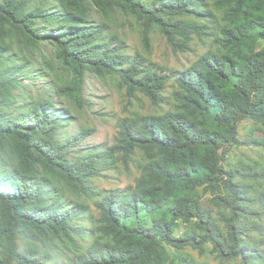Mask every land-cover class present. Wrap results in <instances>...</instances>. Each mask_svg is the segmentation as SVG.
Masks as SVG:
<instances>
[{"label": "trees", "instance_id": "16d2710c", "mask_svg": "<svg viewBox=\"0 0 264 264\" xmlns=\"http://www.w3.org/2000/svg\"><path fill=\"white\" fill-rule=\"evenodd\" d=\"M102 1L143 21L146 45L147 32L155 26L174 51L190 50L193 38L214 35L207 23L197 21L213 19L207 7L212 3L221 20L217 48L180 72L162 73L103 41V27L88 21L86 0H0V22L8 23L2 32L25 45H57L62 59L73 65L75 96L88 69L119 75L129 90L143 92L155 104L165 102L162 92L169 80L175 84L172 110L124 118L112 146L71 159L83 132L61 140V126L68 120L65 109L45 101H20L18 78L29 65L13 64V44L1 38L0 208L7 219V244L0 264L13 259L17 264H44L45 255L35 258L32 252L14 250L16 238H23L27 229L46 241L62 239L73 247L76 254L69 264H198L171 254L168 245L190 244L201 251L204 242L223 260L264 264V249L247 240L248 232H264L261 224L251 223L264 217V191L248 196L245 187L232 180L235 171L222 166L228 146L260 143L252 137L240 140L237 125L250 118L264 126V47L256 45L257 39H264V0ZM136 149L145 162L134 185L98 191L95 225L77 223L88 206L63 203L57 182L92 196L88 179L117 162L127 168ZM223 174L228 175L222 180L228 194L221 193ZM255 174L264 180V169ZM200 188L214 207L227 213L216 217L207 210ZM177 220H194V231L173 237Z\"/></svg>", "mask_w": 264, "mask_h": 264}, {"label": "rangeland", "instance_id": "374dc122", "mask_svg": "<svg viewBox=\"0 0 264 264\" xmlns=\"http://www.w3.org/2000/svg\"><path fill=\"white\" fill-rule=\"evenodd\" d=\"M86 2L89 9L88 21L103 27L104 31L101 35L103 41H110L112 47H119L123 55L136 57L142 62L143 67H151L162 73H177L191 65L205 51L217 48L215 33L221 20L220 13L214 10L212 3H209L207 7L212 8L213 19L211 21L197 19V21L207 23L214 35L204 40L193 38L190 42V50L174 51L165 35L155 26H151L147 32L149 42L146 45L144 39L146 26L129 11L107 7L102 0H86ZM36 25L41 26L42 22L37 21ZM7 27L8 23L0 22V40L3 38L5 41L12 42V52L17 53L13 64L17 65L26 61L29 65L26 72H22V77L18 78L17 93L20 101H45L65 109L68 120L63 121L61 126L59 133L61 140L83 132V139L69 154L71 159L93 149L112 146L116 141L122 119H130L138 115H158L174 107L170 96L175 87L173 80H169L162 92L165 102L155 104L143 92L129 90L119 75L109 72L98 73L89 69L81 75L78 96H75L71 94L72 87H75L73 65L62 59L59 47L45 41L27 45L24 42L17 43V39H12L2 32ZM256 45L259 48L264 47V39H257ZM24 58L25 60H22ZM237 136L243 141L247 137H252L260 143L228 146L222 166L225 170L233 169L235 174L232 180L244 186L248 196L254 197L264 191V180L255 174L264 169V126L250 118L242 119L237 125ZM144 162L143 153L136 149L132 162L127 168L121 162H117L113 168L89 178L88 184L94 191L92 196L78 194L62 181H58L60 200L68 205L74 202L87 205V211L77 220V223L93 227L98 217L94 202L101 197L98 191L125 189L127 186L134 185L140 172L139 165ZM227 176L223 174L219 178L223 194L229 193L222 181ZM199 198L202 205L216 217L219 212L227 213L226 209L214 207L209 200L210 195L201 188ZM193 221L177 220L173 237L180 238L185 233L194 231ZM6 223L7 219L0 208V261L7 244L6 232L3 230ZM251 223L261 224V229L264 230V217L260 220L252 219ZM220 225L224 231L223 224L220 223ZM247 237L252 245L264 249V242L260 243V239H264V232L253 230L248 232ZM83 243H87L86 238ZM201 247L202 250L199 251L190 244L179 247L168 245L171 254L198 264L239 263V258L221 259L210 242L202 243ZM14 250L15 252H32L35 258L45 255L44 264H69L76 254L75 249L62 239L46 241L35 235L32 229H27L23 238H16ZM10 264H17V262L13 259Z\"/></svg>", "mask_w": 264, "mask_h": 264}]
</instances>
